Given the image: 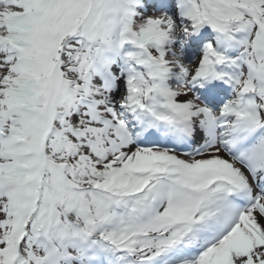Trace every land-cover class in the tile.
Wrapping results in <instances>:
<instances>
[{"label": "snow or ice", "instance_id": "1", "mask_svg": "<svg viewBox=\"0 0 264 264\" xmlns=\"http://www.w3.org/2000/svg\"><path fill=\"white\" fill-rule=\"evenodd\" d=\"M0 264H264V0H0Z\"/></svg>", "mask_w": 264, "mask_h": 264}]
</instances>
